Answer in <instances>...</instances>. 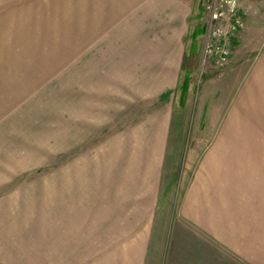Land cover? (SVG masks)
I'll return each instance as SVG.
<instances>
[{"label":"rangeland","instance_id":"obj_1","mask_svg":"<svg viewBox=\"0 0 264 264\" xmlns=\"http://www.w3.org/2000/svg\"><path fill=\"white\" fill-rule=\"evenodd\" d=\"M92 2L0 0V264H264V0L224 62L195 0L147 95L101 77Z\"/></svg>","mask_w":264,"mask_h":264},{"label":"crops","instance_id":"obj_2","mask_svg":"<svg viewBox=\"0 0 264 264\" xmlns=\"http://www.w3.org/2000/svg\"><path fill=\"white\" fill-rule=\"evenodd\" d=\"M99 1L92 2H97L98 7L92 6L99 16L93 60L102 67V78H114L108 84H114L116 90L110 92L124 93L117 88L129 79L136 80L139 95L158 92L157 88L164 87V78L168 79L166 85H175L195 0H107V4L103 0V5ZM194 253L188 252L187 260Z\"/></svg>","mask_w":264,"mask_h":264},{"label":"built area","instance_id":"obj_3","mask_svg":"<svg viewBox=\"0 0 264 264\" xmlns=\"http://www.w3.org/2000/svg\"><path fill=\"white\" fill-rule=\"evenodd\" d=\"M240 0H220L211 6V26L208 31V41L205 47V54L208 56L216 55L219 62L228 59L230 51L227 47V37L230 33L241 26L240 15L237 14L236 8ZM231 12L230 21L224 23L226 19L225 10ZM235 10V12H233ZM228 28V30H227ZM230 31V32H229Z\"/></svg>","mask_w":264,"mask_h":264},{"label":"trees","instance_id":"obj_4","mask_svg":"<svg viewBox=\"0 0 264 264\" xmlns=\"http://www.w3.org/2000/svg\"><path fill=\"white\" fill-rule=\"evenodd\" d=\"M193 32L192 33H188L187 34V39H189L190 37L192 38Z\"/></svg>","mask_w":264,"mask_h":264}]
</instances>
